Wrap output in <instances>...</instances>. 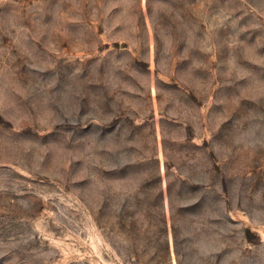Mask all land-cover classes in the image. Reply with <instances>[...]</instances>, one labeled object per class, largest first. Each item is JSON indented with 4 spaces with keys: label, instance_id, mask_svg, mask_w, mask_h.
<instances>
[{
    "label": "rangeland",
    "instance_id": "obj_1",
    "mask_svg": "<svg viewBox=\"0 0 264 264\" xmlns=\"http://www.w3.org/2000/svg\"><path fill=\"white\" fill-rule=\"evenodd\" d=\"M0 264H264V0H0Z\"/></svg>",
    "mask_w": 264,
    "mask_h": 264
}]
</instances>
